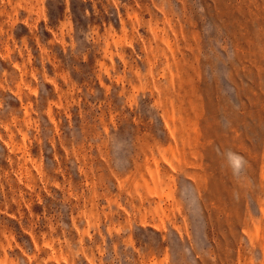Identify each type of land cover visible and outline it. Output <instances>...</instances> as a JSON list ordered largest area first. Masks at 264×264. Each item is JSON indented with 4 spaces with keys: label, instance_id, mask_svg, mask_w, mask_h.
<instances>
[{
    "label": "rangeland",
    "instance_id": "obj_1",
    "mask_svg": "<svg viewBox=\"0 0 264 264\" xmlns=\"http://www.w3.org/2000/svg\"><path fill=\"white\" fill-rule=\"evenodd\" d=\"M0 264H264V0H0Z\"/></svg>",
    "mask_w": 264,
    "mask_h": 264
},
{
    "label": "clouds",
    "instance_id": "obj_2",
    "mask_svg": "<svg viewBox=\"0 0 264 264\" xmlns=\"http://www.w3.org/2000/svg\"><path fill=\"white\" fill-rule=\"evenodd\" d=\"M229 156L231 158V157H233V154L232 153H229ZM241 160H242V157H235V162H236L237 165L240 164Z\"/></svg>",
    "mask_w": 264,
    "mask_h": 264
}]
</instances>
